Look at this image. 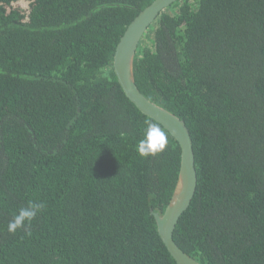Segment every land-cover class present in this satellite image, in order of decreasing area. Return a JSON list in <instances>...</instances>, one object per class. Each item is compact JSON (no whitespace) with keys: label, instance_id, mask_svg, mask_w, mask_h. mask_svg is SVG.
<instances>
[{"label":"trees","instance_id":"16d2710c","mask_svg":"<svg viewBox=\"0 0 264 264\" xmlns=\"http://www.w3.org/2000/svg\"><path fill=\"white\" fill-rule=\"evenodd\" d=\"M154 0H0V264H177L154 213L182 150L141 157L114 71ZM140 91L190 129L198 187L174 234L202 264H264V0H179L140 43ZM29 201L44 208L8 232Z\"/></svg>","mask_w":264,"mask_h":264},{"label":"water","instance_id":"95a60500","mask_svg":"<svg viewBox=\"0 0 264 264\" xmlns=\"http://www.w3.org/2000/svg\"><path fill=\"white\" fill-rule=\"evenodd\" d=\"M179 0H154L131 22L114 56V71L126 97L144 115L162 125L180 144L181 169L172 198L163 214L154 213L158 233L177 264H202L185 253L176 243V227L190 208L198 187L194 144L190 129L180 117L148 99L135 77V60L144 35L160 14Z\"/></svg>","mask_w":264,"mask_h":264},{"label":"clouds","instance_id":"9594fccd","mask_svg":"<svg viewBox=\"0 0 264 264\" xmlns=\"http://www.w3.org/2000/svg\"><path fill=\"white\" fill-rule=\"evenodd\" d=\"M168 144V137L158 123H147V128L137 146L136 151L141 157H154L165 151ZM44 208L42 202L29 201L26 207L20 208L12 220L8 223V232L15 234L19 229L27 230L31 222Z\"/></svg>","mask_w":264,"mask_h":264}]
</instances>
